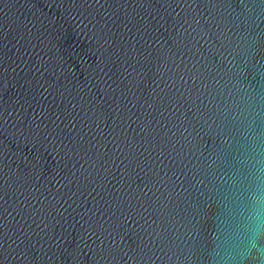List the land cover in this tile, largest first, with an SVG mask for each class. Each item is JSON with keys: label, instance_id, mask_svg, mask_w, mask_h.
Masks as SVG:
<instances>
[{"label": "water", "instance_id": "95a60500", "mask_svg": "<svg viewBox=\"0 0 264 264\" xmlns=\"http://www.w3.org/2000/svg\"><path fill=\"white\" fill-rule=\"evenodd\" d=\"M0 264H264V0H0Z\"/></svg>", "mask_w": 264, "mask_h": 264}]
</instances>
